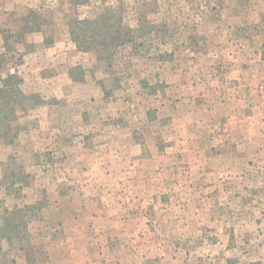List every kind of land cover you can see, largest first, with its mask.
Returning <instances> with one entry per match:
<instances>
[{
  "label": "rangeland",
  "instance_id": "obj_1",
  "mask_svg": "<svg viewBox=\"0 0 264 264\" xmlns=\"http://www.w3.org/2000/svg\"><path fill=\"white\" fill-rule=\"evenodd\" d=\"M12 74L0 264H264V0H0Z\"/></svg>",
  "mask_w": 264,
  "mask_h": 264
},
{
  "label": "trees",
  "instance_id": "obj_2",
  "mask_svg": "<svg viewBox=\"0 0 264 264\" xmlns=\"http://www.w3.org/2000/svg\"><path fill=\"white\" fill-rule=\"evenodd\" d=\"M36 13L37 11L28 10L27 14L18 20L17 23L21 24L22 26L16 32L17 37L23 38V36H25L27 33L32 32L31 27H34V25H36L35 22L37 21L42 22L40 19V15ZM112 16H114V14L111 15V17ZM108 18H110V15L105 14V15L98 16L95 19H91V20H82V21L76 20L75 26L72 25L71 27L70 35L81 43L82 42L84 43L85 41H94L99 37L98 32H96L97 28H94V27H102V26L107 27L106 22ZM28 20L30 21L29 24L27 23ZM100 31H102V28H100ZM79 32L81 34H79ZM103 36H104L105 42L107 43V44L101 45L103 49H108L113 46L116 47L117 44L125 45L133 41V38L130 36L129 31H126V34L124 36L122 33H119V37L117 38L112 37L108 39L106 35H103ZM5 43H6V38H5ZM22 81H23L22 78H20L17 74L8 75L7 78L1 80L2 87L0 88V120L5 121L6 119H8L7 113L9 111H12V113L15 112V107L19 103L18 100H19V95H20L18 89L15 86ZM24 107H25V101L23 103H20L19 109H24ZM0 125H1L0 126V141H2L4 138L6 139V137L9 135V129L11 130L12 126L8 125V129L5 130L2 128V124ZM13 229H14L13 226L9 228V230H13ZM17 234H20V233L18 232ZM10 237L12 239V236ZM254 264H262V263L258 262Z\"/></svg>",
  "mask_w": 264,
  "mask_h": 264
}]
</instances>
